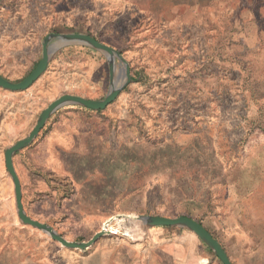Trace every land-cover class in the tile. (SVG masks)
Returning <instances> with one entry per match:
<instances>
[{
    "label": "rangeland",
    "instance_id": "1",
    "mask_svg": "<svg viewBox=\"0 0 264 264\" xmlns=\"http://www.w3.org/2000/svg\"><path fill=\"white\" fill-rule=\"evenodd\" d=\"M70 2L73 18L66 31L89 34L113 47L130 68L131 79L107 105V117L121 114L144 135L145 124H149L145 109H165L169 142L174 149L179 145V152L184 149L178 161H184L196 176L191 187L208 190L214 211L219 212L224 211L222 205L248 190L235 217L264 220V0ZM8 15L0 5V29L7 30ZM12 23L15 31L25 25L17 20ZM43 37H0V75L11 81L26 76L41 57ZM49 65L46 70L50 68L51 75L64 71L69 76L66 87L55 89L52 99L62 94L102 99L108 91V63L96 49L62 45L51 53ZM122 66L116 60L118 82L125 79L119 71ZM11 92L16 91L0 87V123L8 112L14 114L8 129L0 127L2 160L4 149L26 136L38 116L19 117L17 103L8 105L2 96ZM72 106L77 105L62 106L50 115L30 144L13 154V163L25 213L79 242L98 230L100 219L79 210L78 202L68 197L63 164L56 152L49 153L42 145L50 127L64 119ZM131 108L142 114L135 115L138 111ZM216 162L228 170L225 180ZM7 198L19 225L7 231V242L0 244V264H85L83 250L64 247L18 220L9 175ZM248 228L264 239V230Z\"/></svg>",
    "mask_w": 264,
    "mask_h": 264
},
{
    "label": "crops",
    "instance_id": "2",
    "mask_svg": "<svg viewBox=\"0 0 264 264\" xmlns=\"http://www.w3.org/2000/svg\"><path fill=\"white\" fill-rule=\"evenodd\" d=\"M70 1L0 0V5L9 12L10 21L7 30L0 29V37L24 39L50 32L68 33V21L73 18ZM14 20L23 21L24 28L15 31ZM50 59L51 55L47 66ZM50 72L48 68L27 89L2 94L8 105L17 103L19 117L39 115L53 100L50 96L55 89L66 87L69 79L66 72L58 76ZM99 81L98 75L94 82ZM109 110L107 106L99 110L67 108L64 119L50 127L42 144L49 153L56 152L63 164L70 188L68 197L78 202L79 210L100 219L98 230L111 218L107 228L117 221L121 225L120 232L99 237L88 247L91 250L81 249L85 264H90V260L95 264H223L192 230L178 225H146L142 216L150 215L192 218L218 240L232 264H264V239L248 228L262 231L264 220L235 217L248 190L243 194L242 191L234 202L222 205L224 211H214L208 190H194L190 183L196 176L186 169L184 161H178L179 156L184 157V149L179 152V145L174 149L169 142L165 109H145L149 124H145L144 135L127 124V118L121 114L107 117ZM130 111L142 114L137 108ZM12 115L8 112L4 116L0 123L2 131L8 129ZM2 116L0 111V119ZM3 160L0 155V244L7 242V231L19 225L11 215L13 205L7 198L8 173ZM217 167L225 180L228 170L222 169L220 163ZM222 180L219 183L225 184ZM124 228L129 234L122 231Z\"/></svg>",
    "mask_w": 264,
    "mask_h": 264
},
{
    "label": "water",
    "instance_id": "3",
    "mask_svg": "<svg viewBox=\"0 0 264 264\" xmlns=\"http://www.w3.org/2000/svg\"><path fill=\"white\" fill-rule=\"evenodd\" d=\"M52 39L54 40L53 42H51ZM66 44L86 45L104 54L109 68V88L107 93L102 99H90L76 94H62L56 97L51 102H49L45 108L41 110L30 132L26 136L16 140L13 144L4 149L3 158L5 168L11 178L13 185L14 203L18 220L23 225H30L31 227L39 229L42 232L48 234L51 239L57 241L64 247L85 249L91 246L99 237L105 234L116 233L107 229V223L113 219L111 218L106 220L104 224H102L101 228L96 231L88 240L78 242L64 238L51 225L31 218L25 213L23 209L21 200V185L14 167L13 154L19 149L30 144V142L38 134L40 129L44 126L49 116L58 108L65 105H77L94 110H99L106 107L117 97L121 89L130 81L131 76L128 63L116 49L102 43L89 34L75 32L60 34L50 32L43 37L41 43V57L35 67L19 81H11L0 75V87L9 91H21L27 89L46 70L49 57L54 49ZM116 60L121 61L123 64V66L119 69L120 72H123L125 77L122 82H118L117 78L114 77ZM142 220L146 225L149 226H185L192 230L196 235H198L213 250L215 255L221 260L223 264H232L218 240L214 238L210 234V232H208L200 223L192 218L186 216L165 217L150 215L142 216Z\"/></svg>",
    "mask_w": 264,
    "mask_h": 264
},
{
    "label": "bare ground",
    "instance_id": "4",
    "mask_svg": "<svg viewBox=\"0 0 264 264\" xmlns=\"http://www.w3.org/2000/svg\"><path fill=\"white\" fill-rule=\"evenodd\" d=\"M120 226H121V225H120ZM120 226H119V223H118V221H117V223H116L115 226L109 225V228H107V229L112 230V231H115V232H120V231H121V230L119 229ZM122 231H123L124 233L129 234V233H128V230H127L126 228L122 229Z\"/></svg>",
    "mask_w": 264,
    "mask_h": 264
},
{
    "label": "trees",
    "instance_id": "5",
    "mask_svg": "<svg viewBox=\"0 0 264 264\" xmlns=\"http://www.w3.org/2000/svg\"><path fill=\"white\" fill-rule=\"evenodd\" d=\"M36 65V63L34 64V66Z\"/></svg>",
    "mask_w": 264,
    "mask_h": 264
}]
</instances>
